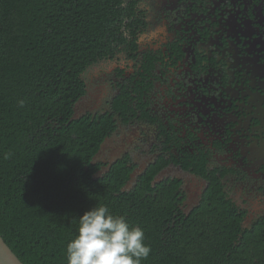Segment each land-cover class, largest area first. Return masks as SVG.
Returning <instances> with one entry per match:
<instances>
[{"label":"trees","instance_id":"1","mask_svg":"<svg viewBox=\"0 0 264 264\" xmlns=\"http://www.w3.org/2000/svg\"><path fill=\"white\" fill-rule=\"evenodd\" d=\"M141 5L0 0V236L22 264H67L79 216L104 204L144 230L141 264H264V209L233 201L229 171L201 156L180 164L158 138L141 163L125 150L103 157L123 130L156 122ZM170 164L195 180L189 194L162 176Z\"/></svg>","mask_w":264,"mask_h":264},{"label":"flooded vegetation","instance_id":"2","mask_svg":"<svg viewBox=\"0 0 264 264\" xmlns=\"http://www.w3.org/2000/svg\"><path fill=\"white\" fill-rule=\"evenodd\" d=\"M141 1L148 26L138 53L156 122L135 129L160 139L178 163L201 156L210 171H229L226 182L264 194V0ZM170 169L190 175L170 164L162 176L184 180Z\"/></svg>","mask_w":264,"mask_h":264},{"label":"clouds","instance_id":"3","mask_svg":"<svg viewBox=\"0 0 264 264\" xmlns=\"http://www.w3.org/2000/svg\"><path fill=\"white\" fill-rule=\"evenodd\" d=\"M23 107L24 101H19ZM5 160L10 158L6 153ZM151 253L144 230L98 204L79 216L75 237L66 245L67 264H141Z\"/></svg>","mask_w":264,"mask_h":264},{"label":"rangeland","instance_id":"4","mask_svg":"<svg viewBox=\"0 0 264 264\" xmlns=\"http://www.w3.org/2000/svg\"><path fill=\"white\" fill-rule=\"evenodd\" d=\"M157 30H160L158 27ZM153 36V34H152ZM145 39V38H144ZM206 135L208 133H205ZM211 134V133H209ZM212 135V134H211ZM210 136V139H212L214 136ZM142 137L143 141H146L145 143L150 145V143L155 142L153 134L150 132L143 134V131H140L135 128H130L129 130H123V133H120L118 136L114 138L113 141L109 142L107 147L103 149V157H109L115 156L117 152L121 150L130 151L132 156L134 157V160L137 163H141L144 160H147L150 154V149L144 145V143L140 142V139ZM169 174L178 176L184 179L187 185V193H190V189H194L193 186V179L188 174H184L180 170L177 169H170L168 171ZM230 187L232 188V195L236 200L244 199L247 202V207L250 209L252 213H256L258 211H262L264 209V197L263 195L255 193L252 189H247V187H244L242 184L239 183H231ZM241 202V201H239Z\"/></svg>","mask_w":264,"mask_h":264},{"label":"water","instance_id":"5","mask_svg":"<svg viewBox=\"0 0 264 264\" xmlns=\"http://www.w3.org/2000/svg\"><path fill=\"white\" fill-rule=\"evenodd\" d=\"M0 264H22L0 236Z\"/></svg>","mask_w":264,"mask_h":264}]
</instances>
